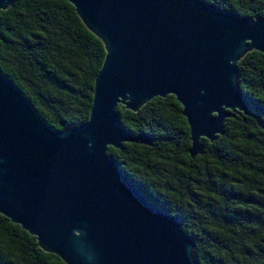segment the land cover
I'll use <instances>...</instances> for the list:
<instances>
[{"label":"water","instance_id":"95a60500","mask_svg":"<svg viewBox=\"0 0 264 264\" xmlns=\"http://www.w3.org/2000/svg\"><path fill=\"white\" fill-rule=\"evenodd\" d=\"M101 42L87 120L54 131L0 74V216L63 264H196L180 222L144 198L106 154L150 146L121 127L172 96L188 128L190 159L235 112L250 113L236 63L264 55V18L222 12L203 0H64ZM7 0H0V11Z\"/></svg>","mask_w":264,"mask_h":264},{"label":"trees","instance_id":"16d2710c","mask_svg":"<svg viewBox=\"0 0 264 264\" xmlns=\"http://www.w3.org/2000/svg\"><path fill=\"white\" fill-rule=\"evenodd\" d=\"M222 12L264 18V0H203ZM104 49L64 0H7L0 11V74L54 131L87 120ZM250 113L235 112L190 159L188 128L172 96L135 113L117 105L120 125L150 146L106 149L124 177L193 240L196 264H264V55L236 63ZM0 264H63L0 216Z\"/></svg>","mask_w":264,"mask_h":264}]
</instances>
